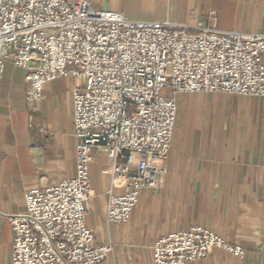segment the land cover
<instances>
[{
  "label": "built area",
  "instance_id": "2783aa9c",
  "mask_svg": "<svg viewBox=\"0 0 264 264\" xmlns=\"http://www.w3.org/2000/svg\"><path fill=\"white\" fill-rule=\"evenodd\" d=\"M216 24L135 22L97 11L89 0H0V84L7 64L29 71V102L40 101L58 79L77 84L76 177L26 194L25 212L10 217L12 264H104L113 247L99 244L86 223L92 153L102 150L112 162L109 173L126 183L123 194L110 195L106 223L127 224L141 194L167 173L176 96L264 99V34L220 31ZM215 249L246 257L242 247L198 226L160 238L154 263L188 264Z\"/></svg>",
  "mask_w": 264,
  "mask_h": 264
},
{
  "label": "crops",
  "instance_id": "0c3cea01",
  "mask_svg": "<svg viewBox=\"0 0 264 264\" xmlns=\"http://www.w3.org/2000/svg\"><path fill=\"white\" fill-rule=\"evenodd\" d=\"M89 1L97 11L135 22L208 28L216 19L220 31L264 34V0ZM28 74L7 64L0 84V264H12L10 217L25 212L26 194L77 174V84L58 79L44 87L40 101L29 102ZM176 102L167 173L156 189L141 194L127 224L106 223L108 199L123 194L126 183L109 173L112 162L102 150L92 153L86 223L99 244L113 247L104 264H155L160 238L198 226L242 247L246 257L215 249L188 264H263L264 99L193 93Z\"/></svg>",
  "mask_w": 264,
  "mask_h": 264
},
{
  "label": "rangeland",
  "instance_id": "374dc122",
  "mask_svg": "<svg viewBox=\"0 0 264 264\" xmlns=\"http://www.w3.org/2000/svg\"><path fill=\"white\" fill-rule=\"evenodd\" d=\"M49 34H51V32H50ZM18 72H19V71H18ZM137 159H138V158L136 157L135 160L137 161Z\"/></svg>",
  "mask_w": 264,
  "mask_h": 264
}]
</instances>
